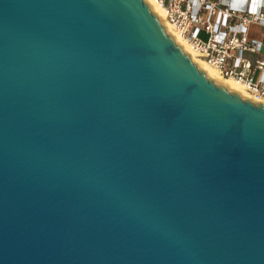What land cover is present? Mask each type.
<instances>
[{"label": "water", "instance_id": "water-1", "mask_svg": "<svg viewBox=\"0 0 264 264\" xmlns=\"http://www.w3.org/2000/svg\"><path fill=\"white\" fill-rule=\"evenodd\" d=\"M0 264H264V105L145 0H0Z\"/></svg>", "mask_w": 264, "mask_h": 264}, {"label": "built area", "instance_id": "built-area-1", "mask_svg": "<svg viewBox=\"0 0 264 264\" xmlns=\"http://www.w3.org/2000/svg\"><path fill=\"white\" fill-rule=\"evenodd\" d=\"M153 1L198 59L264 105V39L248 34L251 25L264 29V0H247L242 11L229 0Z\"/></svg>", "mask_w": 264, "mask_h": 264}, {"label": "bare ground", "instance_id": "bare-ground-1", "mask_svg": "<svg viewBox=\"0 0 264 264\" xmlns=\"http://www.w3.org/2000/svg\"><path fill=\"white\" fill-rule=\"evenodd\" d=\"M149 6L151 11L158 16V19L160 23L163 25L165 28L166 33L170 34L175 43L179 45L183 52L187 54L191 61L196 64L197 68L200 70H203L208 78L213 79V81L216 84H222L224 85L229 92H236L240 95L241 98H251L248 93H246V90L244 89L243 86H241L239 83L234 81L233 79L230 78H224L219 76V74L210 66H208L206 63H204L202 60L198 59L197 56L193 53L191 50L190 46L186 44L183 40H181L173 31L171 25L166 21L164 12L158 5L154 3L153 0H145ZM215 71V72H214ZM244 90H243V89Z\"/></svg>", "mask_w": 264, "mask_h": 264}, {"label": "crops", "instance_id": "crops-1", "mask_svg": "<svg viewBox=\"0 0 264 264\" xmlns=\"http://www.w3.org/2000/svg\"><path fill=\"white\" fill-rule=\"evenodd\" d=\"M214 1V0H211ZM235 10L242 11L245 9L247 0H229ZM249 37L252 39L263 40L264 29L258 25H251L248 30Z\"/></svg>", "mask_w": 264, "mask_h": 264}, {"label": "rangeland", "instance_id": "rangeland-1", "mask_svg": "<svg viewBox=\"0 0 264 264\" xmlns=\"http://www.w3.org/2000/svg\"><path fill=\"white\" fill-rule=\"evenodd\" d=\"M215 72V71H214ZM220 76V75H219ZM243 89V88H242ZM244 90V89H243ZM246 93H247V91H246Z\"/></svg>", "mask_w": 264, "mask_h": 264}]
</instances>
